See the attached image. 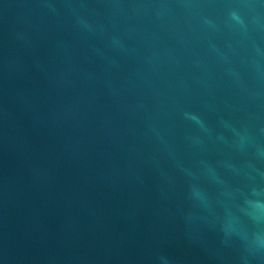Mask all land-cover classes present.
<instances>
[{
  "label": "water",
  "instance_id": "water-1",
  "mask_svg": "<svg viewBox=\"0 0 264 264\" xmlns=\"http://www.w3.org/2000/svg\"><path fill=\"white\" fill-rule=\"evenodd\" d=\"M0 264H264V0H0Z\"/></svg>",
  "mask_w": 264,
  "mask_h": 264
}]
</instances>
